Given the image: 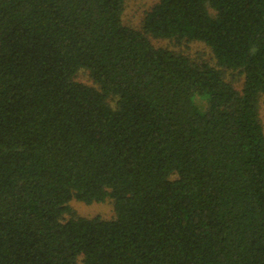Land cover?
I'll return each instance as SVG.
<instances>
[{
    "label": "trees",
    "instance_id": "obj_1",
    "mask_svg": "<svg viewBox=\"0 0 264 264\" xmlns=\"http://www.w3.org/2000/svg\"><path fill=\"white\" fill-rule=\"evenodd\" d=\"M125 1L0 0V264H264V0Z\"/></svg>",
    "mask_w": 264,
    "mask_h": 264
},
{
    "label": "rangeland",
    "instance_id": "obj_2",
    "mask_svg": "<svg viewBox=\"0 0 264 264\" xmlns=\"http://www.w3.org/2000/svg\"><path fill=\"white\" fill-rule=\"evenodd\" d=\"M158 0H126L122 13L123 25L135 30H141V25L145 13L157 3ZM151 44L156 48L168 49L174 53H180L191 59H202L214 64L210 49L199 42H175L171 40H161L148 38ZM225 77L236 89H240L242 77L237 72H226ZM75 81L90 87H96L88 76L87 71H79L75 75ZM110 105H114V100H109ZM259 118L264 130V96L259 101ZM71 211L78 217L93 218L99 217L104 220L113 218V208L110 202L92 203L86 205L76 200L68 203ZM68 216H65L67 219Z\"/></svg>",
    "mask_w": 264,
    "mask_h": 264
}]
</instances>
